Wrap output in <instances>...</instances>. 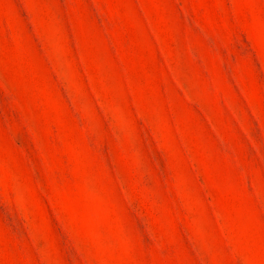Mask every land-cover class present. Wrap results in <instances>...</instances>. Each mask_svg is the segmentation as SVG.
<instances>
[{
  "label": "rangeland",
  "instance_id": "374dc122",
  "mask_svg": "<svg viewBox=\"0 0 264 264\" xmlns=\"http://www.w3.org/2000/svg\"><path fill=\"white\" fill-rule=\"evenodd\" d=\"M0 264H264V0H0Z\"/></svg>",
  "mask_w": 264,
  "mask_h": 264
}]
</instances>
